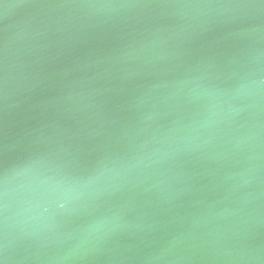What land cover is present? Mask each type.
Wrapping results in <instances>:
<instances>
[{"label":"water","instance_id":"1","mask_svg":"<svg viewBox=\"0 0 264 264\" xmlns=\"http://www.w3.org/2000/svg\"><path fill=\"white\" fill-rule=\"evenodd\" d=\"M0 264H264V0H0Z\"/></svg>","mask_w":264,"mask_h":264}]
</instances>
